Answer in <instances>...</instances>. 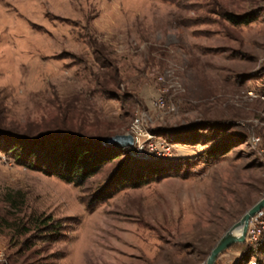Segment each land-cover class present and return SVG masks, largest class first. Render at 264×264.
I'll list each match as a JSON object with an SVG mask.
<instances>
[{
  "label": "rangeland",
  "instance_id": "obj_1",
  "mask_svg": "<svg viewBox=\"0 0 264 264\" xmlns=\"http://www.w3.org/2000/svg\"><path fill=\"white\" fill-rule=\"evenodd\" d=\"M104 72L119 82L100 86ZM0 103L12 128L68 118L89 136L139 134L133 156L180 169L89 211L122 159L75 186L0 152V264H203L264 197V0H0ZM149 137L170 155L150 154ZM216 143L230 150L210 158ZM250 259L264 264V244L216 264Z\"/></svg>",
  "mask_w": 264,
  "mask_h": 264
},
{
  "label": "trees",
  "instance_id": "obj_2",
  "mask_svg": "<svg viewBox=\"0 0 264 264\" xmlns=\"http://www.w3.org/2000/svg\"><path fill=\"white\" fill-rule=\"evenodd\" d=\"M223 16L236 25L249 24L256 19L255 15L250 13L239 15L225 12ZM103 76L105 80L99 85L104 88L119 82L118 77L110 72H104ZM210 127V124H206L204 128L199 129L207 130ZM38 131L40 129L30 131L12 128L5 118H1L0 152L21 166L57 177L75 186L86 185L107 165L122 159L106 183L93 192L88 201L86 200L89 211L95 210L100 203L125 189L139 188L168 176L179 175L180 172L178 166L173 168L174 163L168 166L159 159L137 158L131 154L129 147L123 149L110 147L105 143V137L89 136L85 128L78 127L68 118ZM229 150V145L216 143L207 155L210 158H218ZM50 220L52 219L49 217L40 220L39 227H49L50 235H55L61 224L49 225Z\"/></svg>",
  "mask_w": 264,
  "mask_h": 264
},
{
  "label": "water",
  "instance_id": "obj_3",
  "mask_svg": "<svg viewBox=\"0 0 264 264\" xmlns=\"http://www.w3.org/2000/svg\"><path fill=\"white\" fill-rule=\"evenodd\" d=\"M105 143L114 148L123 149L133 147L135 143L134 136L130 133L119 134L105 139ZM264 209V197L257 201L236 223H234L219 239L211 250L203 264H216L220 255L236 244L247 243V233L250 222L260 210ZM241 228L240 234L236 231Z\"/></svg>",
  "mask_w": 264,
  "mask_h": 264
},
{
  "label": "built area",
  "instance_id": "obj_4",
  "mask_svg": "<svg viewBox=\"0 0 264 264\" xmlns=\"http://www.w3.org/2000/svg\"><path fill=\"white\" fill-rule=\"evenodd\" d=\"M166 89H160L158 94L155 96L152 105L155 108L163 109L166 106L165 100ZM145 115H143V123L137 122L138 129L145 127ZM143 126V127H142ZM139 135V134H138ZM137 134L134 135L135 146L138 147L139 152H143L144 145L142 143V138ZM148 146L150 154L156 158H167L171 153L170 146L162 140H153L149 137L146 141H143ZM247 243L251 246H260L264 244V209L260 210L255 216L252 217L250 226L247 233ZM243 264H259L257 260L250 259Z\"/></svg>",
  "mask_w": 264,
  "mask_h": 264
},
{
  "label": "bare ground",
  "instance_id": "obj_5",
  "mask_svg": "<svg viewBox=\"0 0 264 264\" xmlns=\"http://www.w3.org/2000/svg\"><path fill=\"white\" fill-rule=\"evenodd\" d=\"M241 228L236 231L237 234H240Z\"/></svg>",
  "mask_w": 264,
  "mask_h": 264
}]
</instances>
